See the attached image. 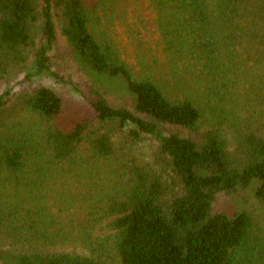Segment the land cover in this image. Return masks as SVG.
<instances>
[{"label":"trees","instance_id":"1","mask_svg":"<svg viewBox=\"0 0 264 264\" xmlns=\"http://www.w3.org/2000/svg\"><path fill=\"white\" fill-rule=\"evenodd\" d=\"M124 2L0 0V85L22 74L0 92V264H264V0H147L135 64ZM59 60L88 100L68 127L52 88L19 87ZM252 185L253 209H215Z\"/></svg>","mask_w":264,"mask_h":264},{"label":"rangeland","instance_id":"2","mask_svg":"<svg viewBox=\"0 0 264 264\" xmlns=\"http://www.w3.org/2000/svg\"><path fill=\"white\" fill-rule=\"evenodd\" d=\"M124 4L128 8V13H124L120 19L115 20L114 25H110L112 27L110 34L121 45L123 58L128 63L135 64L137 54L142 52L137 49L138 44L134 40L135 36L140 38L142 41L140 45L146 50L157 51V34L152 26L153 12L147 0H125ZM100 15L102 21L105 22L106 19L103 17L102 12H100ZM63 45V41L59 40V47ZM56 64H61L58 68H54L61 79L57 80L50 77L33 78L27 84L26 82L21 83L19 87L29 88L42 84L52 88L62 100V109L58 116V121L63 126L68 127L76 118L86 113V104L88 102L86 88L83 83L84 78L82 74L71 64V61L65 62L59 60ZM21 75H17L9 79L7 83L0 85V92L6 89L7 86H15L17 81L21 79ZM255 206L253 185L241 194L227 195L219 192L216 194L214 202L215 209H220L228 216H232L243 209H253Z\"/></svg>","mask_w":264,"mask_h":264}]
</instances>
